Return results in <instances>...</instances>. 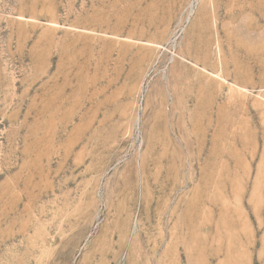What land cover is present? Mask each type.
Instances as JSON below:
<instances>
[{
    "label": "rangeland",
    "instance_id": "374dc122",
    "mask_svg": "<svg viewBox=\"0 0 264 264\" xmlns=\"http://www.w3.org/2000/svg\"><path fill=\"white\" fill-rule=\"evenodd\" d=\"M0 264H264V0H0Z\"/></svg>",
    "mask_w": 264,
    "mask_h": 264
}]
</instances>
